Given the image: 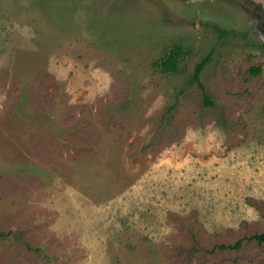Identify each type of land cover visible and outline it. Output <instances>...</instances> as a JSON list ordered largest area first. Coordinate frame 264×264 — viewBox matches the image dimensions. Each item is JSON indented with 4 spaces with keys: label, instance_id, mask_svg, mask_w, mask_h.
Returning a JSON list of instances; mask_svg holds the SVG:
<instances>
[{
    "label": "rangeland",
    "instance_id": "obj_1",
    "mask_svg": "<svg viewBox=\"0 0 264 264\" xmlns=\"http://www.w3.org/2000/svg\"><path fill=\"white\" fill-rule=\"evenodd\" d=\"M263 232L261 5L0 0V264H264Z\"/></svg>",
    "mask_w": 264,
    "mask_h": 264
},
{
    "label": "trees",
    "instance_id": "obj_2",
    "mask_svg": "<svg viewBox=\"0 0 264 264\" xmlns=\"http://www.w3.org/2000/svg\"><path fill=\"white\" fill-rule=\"evenodd\" d=\"M182 56V51L179 48H172L171 51L158 63L162 72H176L179 69V63ZM208 59H203L200 63L196 65L194 72V80L201 86L204 87L200 75L203 71L204 66L206 65ZM254 72H259L260 69H253ZM209 103H212L209 97L206 95L205 97ZM255 239L259 244L264 243V232L257 233L251 237ZM242 245V240H239L235 245L231 246L233 248H239ZM227 246L222 245V248H226Z\"/></svg>",
    "mask_w": 264,
    "mask_h": 264
},
{
    "label": "water",
    "instance_id": "obj_3",
    "mask_svg": "<svg viewBox=\"0 0 264 264\" xmlns=\"http://www.w3.org/2000/svg\"><path fill=\"white\" fill-rule=\"evenodd\" d=\"M253 1L261 5L264 10V0H253Z\"/></svg>",
    "mask_w": 264,
    "mask_h": 264
}]
</instances>
